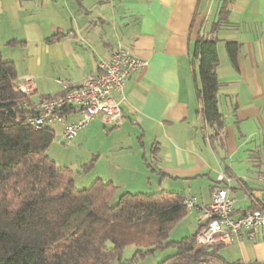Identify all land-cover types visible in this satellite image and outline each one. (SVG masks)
Returning a JSON list of instances; mask_svg holds the SVG:
<instances>
[{"label":"crops","instance_id":"0c3cea01","mask_svg":"<svg viewBox=\"0 0 264 264\" xmlns=\"http://www.w3.org/2000/svg\"><path fill=\"white\" fill-rule=\"evenodd\" d=\"M58 33L65 36L50 41ZM203 38L218 42L220 137L202 114L196 52ZM228 42L238 44L236 65ZM0 44L19 79L34 77L35 104L80 86L118 45L147 61L126 83L119 123L98 117L74 139L90 161L85 183L112 182L119 195L175 192L201 209L226 187L235 217L260 208L264 0H0ZM189 215L198 229L202 212ZM213 249V264H264V238L248 232Z\"/></svg>","mask_w":264,"mask_h":264},{"label":"trees","instance_id":"16d2710c","mask_svg":"<svg viewBox=\"0 0 264 264\" xmlns=\"http://www.w3.org/2000/svg\"><path fill=\"white\" fill-rule=\"evenodd\" d=\"M63 36L58 33L50 41ZM217 43L200 39L196 52L202 114L215 129L214 137L224 128ZM226 49L236 65L238 44L228 42ZM18 77L0 44V264H116L132 245L137 247L134 259L173 246L176 253L160 264H213V247L197 239L204 224L194 235L170 241L189 215L182 194L119 195L114 183L101 179L79 189L73 170L59 167L47 154L57 138L52 126L37 131L19 120L34 114L36 104L18 91ZM220 188L225 187L214 193Z\"/></svg>","mask_w":264,"mask_h":264},{"label":"built area","instance_id":"2783aa9c","mask_svg":"<svg viewBox=\"0 0 264 264\" xmlns=\"http://www.w3.org/2000/svg\"><path fill=\"white\" fill-rule=\"evenodd\" d=\"M148 65L136 57L131 49L118 45L110 60H102L97 66V72L86 77L82 84L70 88L64 96L42 99L35 106V112L19 120L35 130L47 126L62 124L63 136L67 141L74 140L81 131L96 118L101 117L105 125H116L123 118V103L125 87L132 74ZM18 91L31 98L37 91L34 77L25 76L18 79ZM76 113L79 118L69 119ZM257 181L264 185V172ZM187 210L192 214L195 210L202 212L201 223L205 226L198 233V241L207 247L229 245L233 239L248 232L251 238H264V201L258 210H250L239 217L234 216L235 200L230 195L229 188H220L213 195L211 203L198 206L195 197L184 199Z\"/></svg>","mask_w":264,"mask_h":264},{"label":"rangeland","instance_id":"374dc122","mask_svg":"<svg viewBox=\"0 0 264 264\" xmlns=\"http://www.w3.org/2000/svg\"><path fill=\"white\" fill-rule=\"evenodd\" d=\"M52 128L56 131L57 138L53 145L49 148L47 152L48 156L55 160L59 167L65 166L73 170L74 180L79 189L82 190L89 188L94 181L89 184L85 183L84 179L87 177L88 173L84 171V165H87L90 161L85 159V155L83 154L80 145H77V147H75L74 140L67 141L66 139H64L61 124H54L52 125ZM144 193L158 192L149 191ZM188 217L189 218L185 219L186 221L184 220L182 223H180L177 228L171 233L170 241H180L183 238L192 236L196 233L197 223L194 222V220H191L193 218L192 215H189ZM173 249H175L173 246L159 249L155 251L154 254H150L144 257L139 256L137 257V259H134L137 252V247L134 245L128 246L123 251L121 262L117 261L116 264H160L161 262L172 256L170 255V253L171 251H174Z\"/></svg>","mask_w":264,"mask_h":264}]
</instances>
